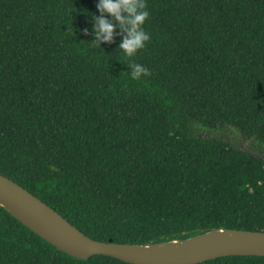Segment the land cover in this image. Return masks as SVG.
I'll return each instance as SVG.
<instances>
[{
    "label": "trees",
    "instance_id": "obj_1",
    "mask_svg": "<svg viewBox=\"0 0 264 264\" xmlns=\"http://www.w3.org/2000/svg\"><path fill=\"white\" fill-rule=\"evenodd\" d=\"M97 2L0 0V174L95 241L264 232V0H146L131 61L119 35L89 44ZM0 264L127 263L73 258L0 207Z\"/></svg>",
    "mask_w": 264,
    "mask_h": 264
},
{
    "label": "water",
    "instance_id": "obj_2",
    "mask_svg": "<svg viewBox=\"0 0 264 264\" xmlns=\"http://www.w3.org/2000/svg\"><path fill=\"white\" fill-rule=\"evenodd\" d=\"M0 207L57 250L79 260L105 256L127 264H201L223 257H264V232L255 231L220 229L147 245L95 241L1 174Z\"/></svg>",
    "mask_w": 264,
    "mask_h": 264
},
{
    "label": "clouds",
    "instance_id": "obj_3",
    "mask_svg": "<svg viewBox=\"0 0 264 264\" xmlns=\"http://www.w3.org/2000/svg\"><path fill=\"white\" fill-rule=\"evenodd\" d=\"M96 9L99 16L86 15L91 17L92 24L93 40L89 44L101 48V44L114 43L119 35L121 42L117 50L125 60L131 61L150 41V34L144 27L150 16L146 0H98ZM83 34L88 35V29H84ZM126 66L132 80L151 75L150 70L140 63L131 62Z\"/></svg>",
    "mask_w": 264,
    "mask_h": 264
},
{
    "label": "rangeland",
    "instance_id": "obj_4",
    "mask_svg": "<svg viewBox=\"0 0 264 264\" xmlns=\"http://www.w3.org/2000/svg\"><path fill=\"white\" fill-rule=\"evenodd\" d=\"M242 147H244V146L242 145Z\"/></svg>",
    "mask_w": 264,
    "mask_h": 264
}]
</instances>
